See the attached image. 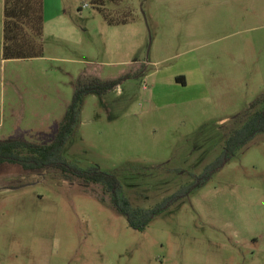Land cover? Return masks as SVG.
I'll return each mask as SVG.
<instances>
[{
    "label": "rangeland",
    "instance_id": "obj_1",
    "mask_svg": "<svg viewBox=\"0 0 264 264\" xmlns=\"http://www.w3.org/2000/svg\"><path fill=\"white\" fill-rule=\"evenodd\" d=\"M86 4V6L84 5ZM44 0L42 54L1 56L0 140L49 143L86 94L62 152L114 171L132 207L190 182L264 97V0ZM0 264H264V132L142 229L101 184L0 164Z\"/></svg>",
    "mask_w": 264,
    "mask_h": 264
},
{
    "label": "trees",
    "instance_id": "obj_2",
    "mask_svg": "<svg viewBox=\"0 0 264 264\" xmlns=\"http://www.w3.org/2000/svg\"><path fill=\"white\" fill-rule=\"evenodd\" d=\"M90 1L99 6L100 12L110 24L125 21V18L115 20L105 6L106 2L117 4L120 0ZM43 23V0H3L2 58L41 56ZM119 82L120 78L112 80L90 78L78 83L52 140L47 144L18 138L0 140V164L4 162L18 164L25 170H53L64 180L78 179L82 182L101 184L110 193L115 209L125 216L128 224L135 229H142L171 203L204 185L237 149L246 145L256 134L264 132V97H257L249 104V111L236 122L235 128L227 133L220 154L190 182L150 208L132 207L114 171L102 170L97 165L80 166L69 161L62 152L65 142L79 122L84 96L89 93L103 94L113 89Z\"/></svg>",
    "mask_w": 264,
    "mask_h": 264
},
{
    "label": "crops",
    "instance_id": "obj_3",
    "mask_svg": "<svg viewBox=\"0 0 264 264\" xmlns=\"http://www.w3.org/2000/svg\"><path fill=\"white\" fill-rule=\"evenodd\" d=\"M43 6H44V0H43ZM43 19H45V8L43 9Z\"/></svg>",
    "mask_w": 264,
    "mask_h": 264
},
{
    "label": "built area",
    "instance_id": "obj_4",
    "mask_svg": "<svg viewBox=\"0 0 264 264\" xmlns=\"http://www.w3.org/2000/svg\"><path fill=\"white\" fill-rule=\"evenodd\" d=\"M86 6V4H84Z\"/></svg>",
    "mask_w": 264,
    "mask_h": 264
}]
</instances>
